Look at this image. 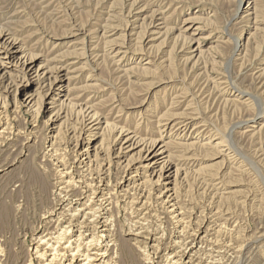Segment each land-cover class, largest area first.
I'll return each instance as SVG.
<instances>
[{"label":"rangeland","instance_id":"1","mask_svg":"<svg viewBox=\"0 0 264 264\" xmlns=\"http://www.w3.org/2000/svg\"><path fill=\"white\" fill-rule=\"evenodd\" d=\"M134 1L0 0V31L11 34L29 54L51 67L71 68L70 94L83 95V101L91 100L96 112L107 117L100 131L105 136L96 138L95 145L103 137L113 142L117 136L113 130L124 127L137 131L142 139L152 141L162 135L166 141L177 142L171 147L176 160L193 156L201 161L199 166H186L187 177L178 180L176 207L180 214L170 212L153 185L146 184L133 193L135 197L122 193L113 210L116 238L125 242L130 229L137 226L148 235L153 233L163 240L160 256H164L159 264H166L167 247L176 239L191 240L203 229L195 264H264V35L252 29L255 21L264 28V0ZM249 2H254L256 12H246ZM138 11H142L139 20L143 21L131 29L141 34L133 43L123 37V29L129 13L137 15ZM157 12L163 14L159 18L165 19L169 34L144 49L140 43L146 30L144 21ZM189 18H198L202 27L193 30V35L181 34L178 31ZM130 21L132 24L135 18ZM116 28L119 33L115 35L112 29ZM210 32L213 37L205 38ZM182 36L203 43L201 49L207 53L198 64V59L184 61L187 51ZM239 36L245 45L242 52L235 51L230 41ZM119 37V42H126L131 58L125 60L126 68H139L131 73L118 71L108 56L109 43L118 42ZM142 53L148 54L151 66L138 60ZM71 105L68 101L63 107L62 117L67 115V120L51 121V112L0 99V264L31 263V232L54 204L51 193L57 162L51 145L56 138H67L70 119L80 118ZM170 117L190 119L194 133L185 140L172 136L175 129L161 133ZM169 135L173 138H166ZM93 138L88 131L82 133L83 142ZM217 142L224 145L218 148ZM184 144L193 148L186 155ZM223 149L226 151L221 152ZM59 153L64 160L73 161L74 144ZM112 172L114 182L123 175L116 166ZM133 174L128 171L127 175ZM142 194L147 195L144 204ZM126 245L122 246L123 264H146L139 249Z\"/></svg>","mask_w":264,"mask_h":264},{"label":"bare ground","instance_id":"2","mask_svg":"<svg viewBox=\"0 0 264 264\" xmlns=\"http://www.w3.org/2000/svg\"><path fill=\"white\" fill-rule=\"evenodd\" d=\"M135 3L137 4V0ZM248 4L249 6L246 8V12H256L254 2H249ZM251 6L252 8H250ZM142 11L145 10L143 9ZM142 11H138L139 13L137 12V15H134L135 13L133 14L132 12L129 13L127 20L128 25L123 29L124 33H126L125 35L123 34V37L127 38L126 40L129 42H137V38L140 37L139 35L141 33H134V29H131V27H133L138 21H143L139 20L142 16ZM159 12L152 14L148 22V18L144 21L146 30H144V36H142L140 42L144 49L152 42L164 37L169 31L165 26V19L159 18L160 15H163ZM254 12L251 14H254ZM251 14L249 15L251 16ZM131 18H135V22L132 24L130 21ZM159 21L161 23H158ZM198 22V18L186 19L183 23L185 26L178 32L181 34L185 32L186 34L193 35V30L198 31L202 27V23ZM254 24L255 26L252 29H254L255 33L262 32L264 35V28L261 29L258 26L257 21H255ZM230 25L226 27L225 31L229 30ZM118 30V28L112 29L113 33L115 31V35ZM251 34L252 33H249V35ZM134 36L136 38L132 40V37ZM212 37V32L205 36V38ZM241 38L242 36H239L236 39H230L234 46V50L237 52H242L241 50L245 46L240 42ZM182 39L185 41V46H183V48L185 47L184 51H187L186 55H184V61L190 63L195 59H198L195 62L198 64L201 55L207 53L201 49L203 43H195L190 38H185V36H182ZM117 41L118 42L113 41L112 43H109L110 46L108 48V56H111L112 63L115 64L117 70H121L127 74L129 72L131 73L132 70L139 69L137 66L130 69L126 68L128 63L125 62L130 55L128 53L129 50L128 47L125 46L126 42H119L120 37ZM147 55V53L140 54L138 60L142 63L148 61L145 65L151 66L152 62L148 60ZM116 58L120 59L117 61ZM12 59H14V61L10 63L1 61ZM138 60L134 62H137ZM13 68L16 70H13ZM202 68L206 67L204 66ZM70 69L71 68L65 65L51 67L48 62L45 60L43 61L41 57L29 54L25 46H23L11 34L3 32V30L0 31V99L2 103L12 100L15 104H21L25 108L31 109L37 107L38 110L51 112V121L54 118L58 121L60 119H68L67 115L64 118L62 116L65 114L63 107L65 103L69 101L70 104L73 105L71 106L78 111V115L80 116L79 119H70L72 124H70L71 127H68L66 130L68 134L65 133V136H67V138L64 140H60L59 138L58 140L55 137L56 140L51 145L52 156L56 158L57 162H55L57 165V174L54 190L53 192L51 191L54 204L52 208L43 214L40 225L31 232L33 243L31 242V248L28 249V255L31 259L30 264L34 261H36L37 264H123V244H128L129 246H132V248L135 247L139 249L146 264H159L164 256H160V253L164 251L161 243L163 240H158V238L154 237L155 235L152 236L153 233L148 235L145 229V231H143L137 226L135 229L132 228L130 231L128 230L129 239L125 240V242L116 238L114 234L115 219L113 215V210L117 208L115 207V203L118 202L122 193L124 196H128L131 193L133 195L134 192L137 193V191L141 189L143 190V187L146 184H149L154 186L155 192L159 194V199L171 209L170 212L172 214H180L182 211L178 213L179 210H177L178 208L176 207L178 180L182 175L184 177L186 176L184 174L186 166H199L201 165V161L197 160L198 158L194 159L193 156L187 158L184 157L182 160H176L174 159L175 156L173 157L172 155L171 147L172 144H177V142L172 143L169 140L170 143L169 141H166L162 135L157 140L151 141L142 139L137 131L131 132L124 127L120 130H113L117 132V136L113 142H110L103 137L101 142L98 145H95L96 138L105 136L103 133H100V131L103 130L101 129V125L107 121V117L96 112L94 105L91 104V100L83 101V95L74 97L70 94L68 87L71 79H73L69 78L71 74ZM55 86H59V88L55 89ZM251 100H253V98ZM80 101H82V103ZM255 101L258 104L259 100ZM259 110L260 112L262 111L261 109ZM170 118L165 120L170 122H168L169 124L166 123L163 125V132L161 133H171L172 129H175L177 131L172 136H176L179 139L184 138V140L194 133L195 130L192 129V121L190 122V119L183 117L175 119ZM170 123H173L171 130L169 128L171 125ZM106 125L108 126V124H105V126ZM85 131H88L89 137L94 138L87 139L86 142H83L81 137L82 133ZM170 135L169 137L166 136V138L172 139L173 137H170ZM227 143L228 140L226 144ZM73 144L75 155L73 161H69L68 159V161H66L61 158L59 152L66 151V149L70 148ZM192 144L194 145V143ZM222 144L223 143L217 142L216 147L220 145L222 146ZM184 145L186 150L183 151L185 154H182L186 155V152H191L190 149L193 148H190L192 147L191 144ZM81 146L84 147L82 151L80 149ZM195 147L194 148L197 149L200 146ZM224 149L223 151L221 150V152H225L226 150L224 151ZM52 156L50 155V157ZM114 166L121 170V174H123L118 180H116V182L112 179V169ZM128 171H133L134 174L131 177H128ZM200 171L201 170L199 169V172ZM209 176L211 177V175ZM145 197H147V195L145 196L142 194L140 197L141 202ZM140 199H138V201H140ZM179 209L181 208L179 207ZM141 220L143 219L141 218ZM142 226L144 227V225ZM204 233L203 229H199L195 232L194 238H191V240L178 241L176 239L174 243L172 242L173 246L167 247L166 249V264H195L198 258L197 255L201 250L199 244Z\"/></svg>","mask_w":264,"mask_h":264}]
</instances>
